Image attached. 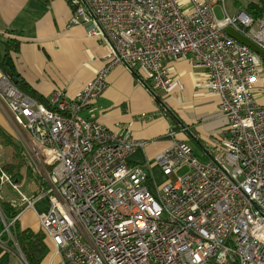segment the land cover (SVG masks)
<instances>
[{"label": "built area", "instance_id": "obj_1", "mask_svg": "<svg viewBox=\"0 0 264 264\" xmlns=\"http://www.w3.org/2000/svg\"><path fill=\"white\" fill-rule=\"evenodd\" d=\"M71 6L69 27L84 26L108 46L105 64L73 99L56 91L51 110L0 68V98L29 133L34 167L49 182L45 195L21 194L33 209L49 199L39 214L51 248L44 264H264V106L255 96L264 58L225 32H240L264 52V16H232L226 0H72ZM188 58L206 71L202 87L219 97L226 136L204 162L170 131L171 145L156 162L175 180L155 196L145 168L130 161L144 143L128 127L110 129L81 112L103 95L118 65L168 94L174 80L167 63ZM0 184L17 187L1 167ZM20 213L9 219L0 210V245L29 264L13 235Z\"/></svg>", "mask_w": 264, "mask_h": 264}, {"label": "crops", "instance_id": "obj_2", "mask_svg": "<svg viewBox=\"0 0 264 264\" xmlns=\"http://www.w3.org/2000/svg\"><path fill=\"white\" fill-rule=\"evenodd\" d=\"M71 1L0 0V36L14 32L18 37L21 50L15 56L17 71L49 101L56 91L73 99L105 64L108 52L107 44L88 37L84 26L69 27ZM166 67L174 80L168 94L152 90L148 82L118 65L111 71L103 95L81 112L85 119L110 129L128 127L136 141L145 143L130 161L145 168L149 175L147 186L155 196L163 185L175 180L165 176L156 162L171 145L170 131L176 130L178 138L188 142L194 155L206 162L214 157L227 128V120L219 111V97L209 95L202 87L206 71L192 66L189 58L168 62ZM255 96L264 106L263 79L255 85ZM40 178L43 184H49L45 175ZM41 187L42 192L46 190L45 185ZM48 209V197L37 202L34 209L27 208L23 217L30 214L21 229L42 231L39 214ZM0 264L23 263L0 245Z\"/></svg>", "mask_w": 264, "mask_h": 264}, {"label": "trees", "instance_id": "obj_3", "mask_svg": "<svg viewBox=\"0 0 264 264\" xmlns=\"http://www.w3.org/2000/svg\"><path fill=\"white\" fill-rule=\"evenodd\" d=\"M245 12L256 19L262 18L264 16V0H250L247 3ZM14 35V32H7L6 36H0V68L5 73H12L13 77L17 80L16 87L21 92L30 96L40 104L45 105L47 108L56 110V108L51 105L49 99L33 89L18 73L15 65V56L20 53L21 41ZM0 139L5 143V145L14 149L19 160L18 164H8L3 167V169L9 174L14 182H20L22 181V174L20 171L24 167L22 158L20 157L22 146L17 144L13 137L8 134L1 125ZM0 207L9 219L16 217L21 212L16 206H14V204L8 201H0ZM3 230L4 225L0 219V234ZM13 235L29 264L45 263L46 259L50 255L51 248L43 231L34 232L31 229L23 230L19 227L18 221H16L15 226L13 227ZM2 239L7 240L8 237L3 234ZM8 247L14 249L13 243L9 242Z\"/></svg>", "mask_w": 264, "mask_h": 264}, {"label": "rangeland", "instance_id": "obj_4", "mask_svg": "<svg viewBox=\"0 0 264 264\" xmlns=\"http://www.w3.org/2000/svg\"><path fill=\"white\" fill-rule=\"evenodd\" d=\"M250 0H226V8L230 15L234 16L241 11H245L247 3ZM216 15L218 19H222L224 17V12L221 6H218L216 9ZM8 74V73H7ZM9 76V75H8ZM0 125L3 129L6 130L8 134H10L14 141L22 146L21 149V158L24 167L21 169L22 181L14 182L16 189H14L11 185H1L0 184V201H10L17 205L16 207L21 211V216L19 218V227H23V223L26 222L27 213L25 217H23V212L28 208L27 204L21 203V194L27 196L29 200L34 199V195H45L48 189L49 184H43V179L40 178L41 173L37 171L34 167L33 159L31 158V150L32 144L30 141L29 133L23 127V124H20L17 120H15L14 116L7 109L5 103L0 98ZM144 143V142H143ZM145 144V143H144ZM32 161V165L30 163ZM19 160L16 156V152L12 147L5 145V143L0 139V167L3 169L8 164H18ZM4 170V169H3ZM5 171V170H4ZM187 169H183L178 172L177 176L182 177L186 173ZM6 172V171H5ZM7 173V172H6ZM8 174V173H7ZM9 175V174H8ZM11 178V177H10ZM45 185V191L42 192L40 188ZM19 189V191H17ZM39 193V194H38ZM44 202V201H43ZM38 211H40L39 206L36 207ZM0 210L1 207H0ZM32 214H33V210ZM35 213V212H34ZM37 228L38 225L35 224ZM41 232V231H40Z\"/></svg>", "mask_w": 264, "mask_h": 264}, {"label": "water", "instance_id": "obj_5", "mask_svg": "<svg viewBox=\"0 0 264 264\" xmlns=\"http://www.w3.org/2000/svg\"><path fill=\"white\" fill-rule=\"evenodd\" d=\"M225 32L227 33L228 36H230L231 38H234V39L238 40L239 42H241L242 44L250 47L253 51H255L257 54H259L261 57L264 58V52L261 51L257 47V45L254 42H252L250 39H248L246 36H244L240 32L232 30L230 27L226 28ZM8 75L12 79L14 84L16 85V83H17L16 78L13 77L12 73H10V72H8Z\"/></svg>", "mask_w": 264, "mask_h": 264}]
</instances>
